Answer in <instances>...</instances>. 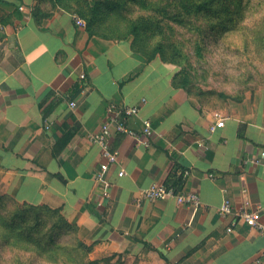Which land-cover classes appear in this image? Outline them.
Masks as SVG:
<instances>
[{
    "label": "crops",
    "instance_id": "obj_1",
    "mask_svg": "<svg viewBox=\"0 0 264 264\" xmlns=\"http://www.w3.org/2000/svg\"><path fill=\"white\" fill-rule=\"evenodd\" d=\"M78 19L54 0H0V194L60 210L97 258L168 264L162 252L171 264H264V236L242 224L227 234L218 212L229 199L260 207L264 219V90L254 105L213 110L177 85V66L90 36ZM113 104L140 107L129 120L140 140L112 137L119 160L104 197L92 137ZM216 114L224 125L212 133ZM173 176L199 194L198 212L176 199L137 203Z\"/></svg>",
    "mask_w": 264,
    "mask_h": 264
},
{
    "label": "rangeland",
    "instance_id": "obj_2",
    "mask_svg": "<svg viewBox=\"0 0 264 264\" xmlns=\"http://www.w3.org/2000/svg\"><path fill=\"white\" fill-rule=\"evenodd\" d=\"M144 1L154 8L143 9ZM177 1L63 0L73 12L85 14V17L76 15L85 26L86 19L94 16L95 31L110 41H129L134 49L149 57L159 50V57L175 62L179 74H189L191 93L203 106L221 110L228 105H254L257 93L264 90V0H229L233 10L243 12L235 15L234 21L226 13L221 14V18L227 19H220L223 27L217 30L213 28L215 23L208 24L207 19L172 10ZM97 2L101 3L99 12L94 10ZM14 205L12 201L5 202L0 212L10 214ZM61 215L65 218L62 212ZM61 215L41 211V218L47 222L41 226L45 237L54 236L66 247L76 248L78 236L87 248L78 249L76 254L83 255L86 251L89 260H102V264H143L138 260L125 261L122 254L97 258L94 244L83 241L79 228L77 231L61 226ZM56 221L60 225L54 228ZM0 264L66 263H51L34 253L0 244Z\"/></svg>",
    "mask_w": 264,
    "mask_h": 264
},
{
    "label": "trees",
    "instance_id": "obj_3",
    "mask_svg": "<svg viewBox=\"0 0 264 264\" xmlns=\"http://www.w3.org/2000/svg\"><path fill=\"white\" fill-rule=\"evenodd\" d=\"M59 6L68 9L73 12L67 5L64 4L63 0H54ZM137 1V0H135ZM232 1V0H230ZM229 5V0H178L171 6L172 10H176L183 15H193L198 17L201 20L207 19L209 23H215L213 26L214 30L223 27V21L221 20L227 18H221L220 15H228L231 16V21H234V17L240 16L243 12L242 9L233 10V7ZM233 6V5H232ZM101 7V3H96L94 6V10L99 12ZM143 9H153V4L150 2H145L142 5ZM224 10L225 12H223ZM75 15L79 17H85L84 13H77L73 12ZM218 20V21H217ZM87 25L86 30L90 34V36H97L103 39L109 40V37L98 34L95 31V18L94 16L88 17L86 19ZM226 23V22H225ZM225 25V24H224ZM133 50L141 55H143L149 61L155 59L158 56L159 50L155 51L152 56H146L139 50L133 48ZM161 58V57H160ZM162 59V58H161ZM163 61L175 64L173 61H167L162 59ZM177 65V64H176ZM177 85L187 91L189 94L191 93V86L192 81L190 79L189 74L184 73L183 75L177 74L175 76ZM171 183H167L168 186H175L178 190H183V182L182 180H174L171 177L169 180ZM12 201L15 204V209L10 214L0 212V244H3L8 247L16 248L17 250H22L25 252H30L36 254L39 258L43 260H47L51 263H58L63 261L64 263L68 264H102V260H89V258L85 254L77 255L76 251L78 249L87 248L85 243L82 242L79 237L77 236L75 243H77L76 248L68 246L66 247L64 243L60 242L54 236L45 237L42 231L41 226H46V220L42 219L40 216L41 211L46 212L49 214H59L61 215V211L58 209H52L46 205L35 206L28 203H19L15 199L11 198L10 196L0 194V207L4 208L5 202ZM30 215H33L35 218H30ZM61 219V226L65 225L67 228L76 229L78 231V226L75 223L69 222L66 218L62 215L60 216ZM54 228H56L60 223L56 221ZM53 228V229H54ZM148 245V244H146ZM71 249V250H70ZM64 253V254H63ZM159 256L164 259L168 264L171 262L167 259V257L162 253L158 252ZM65 257V259H63Z\"/></svg>",
    "mask_w": 264,
    "mask_h": 264
},
{
    "label": "built area",
    "instance_id": "obj_4",
    "mask_svg": "<svg viewBox=\"0 0 264 264\" xmlns=\"http://www.w3.org/2000/svg\"><path fill=\"white\" fill-rule=\"evenodd\" d=\"M36 1V0H35ZM20 9L24 10L23 7ZM77 24L85 26L84 22L80 19L77 20ZM79 78L82 81L87 79V75L82 70L79 71ZM86 91L83 90L82 95H85ZM145 99L143 103H145ZM76 101H71L70 106L74 108ZM141 109L139 106H118L111 105L107 109L106 118L102 123L100 132L92 137V142L98 145L101 149V156L103 162L101 163V172L97 176V180L103 188V196H109V189L112 183L106 179V174L110 171L111 167L118 163L119 153L111 148V139L115 134H125L140 140V135L129 126V120L139 115ZM217 122L211 126L210 131L213 133L217 128L224 125V119L222 116L216 114ZM147 136H151L152 128L147 124L144 130ZM261 158L264 159V152L261 154ZM256 163L260 164L261 160H256ZM125 174L124 170L120 171L118 176L122 177ZM210 178L214 179V175L210 174ZM146 201H166L168 199H176L180 205H186L198 212L202 207L200 196L196 192H186L184 190H178L175 186H168L164 183L155 182L142 194V197L137 200V203H141V200ZM220 218L223 220H229L226 228L227 234H232L241 224L248 227L250 230L264 236V219L262 216V209L260 207L252 208L249 203H246L241 209H235L231 200L226 199L222 206L218 210ZM264 258V254H263Z\"/></svg>",
    "mask_w": 264,
    "mask_h": 264
}]
</instances>
